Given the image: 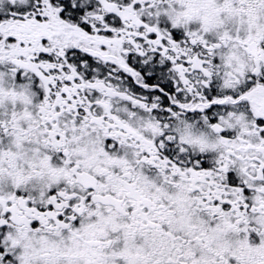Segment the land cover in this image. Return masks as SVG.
Masks as SVG:
<instances>
[{
    "label": "snow or ice",
    "instance_id": "6c2138e0",
    "mask_svg": "<svg viewBox=\"0 0 264 264\" xmlns=\"http://www.w3.org/2000/svg\"><path fill=\"white\" fill-rule=\"evenodd\" d=\"M0 264H264V0H0Z\"/></svg>",
    "mask_w": 264,
    "mask_h": 264
}]
</instances>
